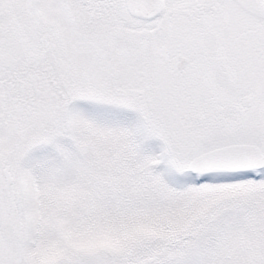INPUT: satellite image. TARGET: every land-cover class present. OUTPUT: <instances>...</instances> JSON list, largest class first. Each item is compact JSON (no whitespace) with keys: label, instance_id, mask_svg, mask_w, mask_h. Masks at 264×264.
Instances as JSON below:
<instances>
[{"label":"snow or ice","instance_id":"obj_1","mask_svg":"<svg viewBox=\"0 0 264 264\" xmlns=\"http://www.w3.org/2000/svg\"><path fill=\"white\" fill-rule=\"evenodd\" d=\"M0 264H264V0H0Z\"/></svg>","mask_w":264,"mask_h":264}]
</instances>
